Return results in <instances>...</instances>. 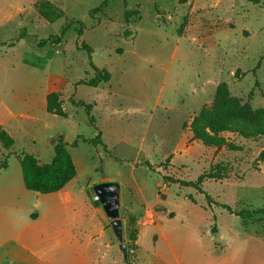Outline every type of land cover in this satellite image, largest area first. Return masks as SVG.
<instances>
[{"label":"rangeland","instance_id":"374dc122","mask_svg":"<svg viewBox=\"0 0 264 264\" xmlns=\"http://www.w3.org/2000/svg\"><path fill=\"white\" fill-rule=\"evenodd\" d=\"M42 1L55 6L50 15L61 10V17L51 21L44 17L37 6ZM53 1L24 4L20 19L26 36L11 51L0 52V95L7 100L31 76L44 83L47 74L61 73L69 82L61 93L66 116L36 113L35 121L14 132L10 148L1 143L0 148L10 154L31 153L47 163L56 133L61 132L64 139L73 133L93 137L96 131L84 109L73 106L68 98L74 97L72 82L93 76L91 62L107 70L111 78L101 91L82 85L76 95L94 101L92 115L107 150L83 141L68 149L77 170L75 182L82 185L85 202L104 222L107 237L101 245L108 264L126 263L109 220L95 201L92 186L100 181L120 184L119 217L130 264L144 262L143 246L167 255L168 243L183 244L185 259L203 261L214 238L220 246L224 234L236 263L244 256L247 262L260 264L264 244L232 238L228 230L239 229L264 240V219L243 226L237 216L218 205L208 207L204 195L193 188L164 184L162 175L194 180L211 166L226 164L228 177L206 180L202 189L234 210L264 207V137L245 139L226 133V138L241 146L230 151L203 145L189 128L193 116L211 106L220 82L227 84L230 96L241 105L264 108V0H128L129 18L122 0H107L102 11L91 13L100 0ZM69 20L62 44L39 46V40L59 34ZM79 20L84 26L80 36ZM20 28L12 20L4 37L15 38ZM81 42L91 46L90 55L80 48ZM106 107L115 110L110 113ZM144 161L153 167L148 169ZM16 164L12 157L11 172ZM23 190L27 197L16 190L15 198L26 202L25 209L4 214L8 215L0 223V234L19 232L37 214L50 216L46 208L35 205L47 201L46 195ZM49 245L55 246L54 241ZM16 249L10 243L0 247L1 252Z\"/></svg>","mask_w":264,"mask_h":264},{"label":"crops","instance_id":"0c3cea01","mask_svg":"<svg viewBox=\"0 0 264 264\" xmlns=\"http://www.w3.org/2000/svg\"><path fill=\"white\" fill-rule=\"evenodd\" d=\"M28 1L29 0H15V3L13 0H0V41L9 40L4 37V34L12 20L17 22V27H21L20 30L23 29L22 22H24V20L20 19V13L24 9V4ZM50 1L54 3L53 0ZM194 1L197 3L199 0ZM59 43L62 44L61 39ZM17 44L18 42L16 45ZM14 47L6 48L5 46H0V52H9ZM47 75L44 83L42 81L39 82L35 76H31L29 83L27 84V80L22 82L18 89L13 92L7 100L0 95V127L12 137L13 141L15 140L14 132H21L26 127V124L35 121L36 113H48L46 111V96L48 93L58 92L62 100L61 93L69 83L67 81L68 79L61 73H49ZM77 81L70 84L72 86L74 85V93H72L74 96L73 98L93 104L94 101L87 102L84 97H78L76 95L77 91L82 86L81 84H76ZM106 83H101L97 87L91 88L93 91H101ZM70 97L71 96L68 98ZM105 110L111 113L115 109L106 107ZM56 134H61L64 139V135L61 132ZM78 135V133H73L70 138L64 139V141L71 143ZM51 143L52 146H54L53 139H51ZM0 149V154L2 156L4 149ZM16 154H18L17 151L15 154L8 155L7 166L0 171V196L2 197V199H0V223H3L4 217L9 214V210H14V212H16V210L25 209L24 206L26 202H21L15 198L17 192H20L21 195L26 197L28 195L23 190L24 188H22L23 181L20 163L19 166L16 164L13 172L10 171V159L14 157L16 161L19 162ZM75 179L76 176L62 189L50 194H45L47 196L46 199H48L47 201H38V203L35 204L36 206L40 205L46 208L50 216L43 215L40 217L37 214V216L27 222L19 232L14 234H0V247L10 243V245H16L19 249V251L15 252L12 250H6L5 252L0 251V264H29L26 262L27 260H31L30 264H108L106 249L101 245L104 244V240L107 237V232L104 229V222H101L98 215L90 208V205L85 202L82 185L75 182ZM6 213L8 214L4 215ZM228 235L243 241L252 240L255 245L264 244L262 237L239 231V229L231 228L228 230ZM220 237L222 245L217 246V242L214 238V246L204 253L206 259L203 261L200 259H193V262L183 257L185 251L183 244L179 247H173L171 243H168L170 239L164 236V241L168 243V254L165 255V253L162 254L159 251L151 252L148 246H143L145 260L141 264H256L252 260L247 262L243 256L244 252L241 253L243 256L242 259L236 263L235 251L230 246L228 237L226 238L225 234ZM51 240H53L55 244L53 247L49 245ZM92 243L95 245L92 246ZM60 254H62L63 257L60 256ZM260 264H264V258Z\"/></svg>","mask_w":264,"mask_h":264},{"label":"trees","instance_id":"16d2710c","mask_svg":"<svg viewBox=\"0 0 264 264\" xmlns=\"http://www.w3.org/2000/svg\"><path fill=\"white\" fill-rule=\"evenodd\" d=\"M125 17L129 18L130 10L128 8V0H122ZM106 5V0H101L100 4L90 10L91 12H100ZM42 10V14L48 20L58 19L62 15V11L58 10L53 15H50L55 6L49 1H42L37 4ZM48 10L45 11L44 10ZM79 24L78 35L83 31V22L76 21ZM71 20L65 24L60 34L50 35L47 39L39 40L40 47L51 45L55 46L60 42V39L71 26ZM25 28L21 29L18 35L8 42L0 43V46L11 48L16 45L19 39L26 36ZM80 48L86 51L89 55L92 53V48L88 44L81 42ZM78 46V47H79ZM93 68V76L88 79H80L76 84L85 85L88 87H97L101 83H106L110 80V73L105 69H100L90 62ZM257 62L255 67H258ZM73 106L82 107L88 117L90 124L94 126L96 134L92 138H86L83 135H78L71 143L64 141L62 135L54 137L53 156L47 163L40 162L37 157L31 153L21 152L16 154L19 160L22 181L24 188L39 194H50L62 189L70 180L76 176V166L69 152L68 147H75L79 141L97 146L101 145L104 150H107L106 144L101 137V130L96 123L95 117L92 115L93 104L86 103L80 99L69 98ZM46 111L59 116H66V112L62 107L60 93L50 92L46 96ZM189 128L193 136L201 141L205 146L211 147H226L230 151L240 150L241 146L235 144L233 140L226 138V133L240 136L245 139H257L264 137V108L250 109L230 96L228 86L225 82H220L215 90L213 103L210 107L202 108L190 121ZM0 143L4 148H10L14 141L12 137L0 127ZM2 147V148H3ZM3 148V149H4ZM9 152H3L0 159V171L7 166V158ZM143 164L151 169L153 166L149 161H144ZM229 175V167L226 164H216L211 166L208 171L200 173L194 180H183L167 175H162L164 184H178L180 187H191L197 192L204 195L208 207L213 205L225 209L230 214L237 216L241 224L261 223L264 219V207L257 209H240L234 210L229 204L216 202L208 193L202 189V184L206 180H222ZM99 203L97 200H95ZM212 219L215 221V216ZM212 232L216 231L215 225L211 228ZM126 264H130L129 262Z\"/></svg>","mask_w":264,"mask_h":264},{"label":"water","instance_id":"95a60500","mask_svg":"<svg viewBox=\"0 0 264 264\" xmlns=\"http://www.w3.org/2000/svg\"><path fill=\"white\" fill-rule=\"evenodd\" d=\"M95 200L101 205L109 220L112 234L122 254L124 263H128L127 244L124 241L123 223L119 217L120 184L116 181H100L92 186Z\"/></svg>","mask_w":264,"mask_h":264}]
</instances>
